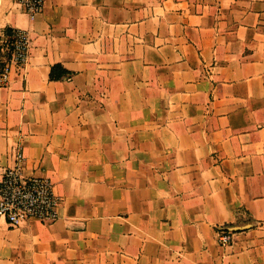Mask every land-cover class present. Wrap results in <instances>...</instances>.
Returning <instances> with one entry per match:
<instances>
[{"label":"crops","instance_id":"crops-1","mask_svg":"<svg viewBox=\"0 0 264 264\" xmlns=\"http://www.w3.org/2000/svg\"><path fill=\"white\" fill-rule=\"evenodd\" d=\"M28 59L0 85V174L60 197L0 217V264H264V0H14ZM69 72L51 79L53 64ZM233 230L217 242L220 225Z\"/></svg>","mask_w":264,"mask_h":264},{"label":"built area","instance_id":"built-area-1","mask_svg":"<svg viewBox=\"0 0 264 264\" xmlns=\"http://www.w3.org/2000/svg\"><path fill=\"white\" fill-rule=\"evenodd\" d=\"M29 17L40 13L45 0H14ZM4 50L9 53L0 71V85L5 84L13 65L23 66L28 59V31L15 28L10 36L1 35ZM12 163L0 174V217L9 226H18L27 219L52 222L58 217L60 197L55 193L51 179L46 175L24 173L25 155L21 144L14 146ZM217 242L228 245L232 241L231 226L220 225Z\"/></svg>","mask_w":264,"mask_h":264},{"label":"trees","instance_id":"trees-1","mask_svg":"<svg viewBox=\"0 0 264 264\" xmlns=\"http://www.w3.org/2000/svg\"><path fill=\"white\" fill-rule=\"evenodd\" d=\"M15 27L12 26H4L2 28V33L5 36H10V34L14 31ZM1 38V37H0ZM9 56V53L4 50V42L0 40V71L4 64L5 59ZM69 71L64 68L61 64L56 63L51 66L49 77L51 79H59L64 75L65 73H68Z\"/></svg>","mask_w":264,"mask_h":264},{"label":"water","instance_id":"water-1","mask_svg":"<svg viewBox=\"0 0 264 264\" xmlns=\"http://www.w3.org/2000/svg\"><path fill=\"white\" fill-rule=\"evenodd\" d=\"M246 225H233L231 226V229L232 230H238V229H241V228H244Z\"/></svg>","mask_w":264,"mask_h":264},{"label":"rangeland","instance_id":"rangeland-1","mask_svg":"<svg viewBox=\"0 0 264 264\" xmlns=\"http://www.w3.org/2000/svg\"><path fill=\"white\" fill-rule=\"evenodd\" d=\"M7 0H0V9H1V6H3V4H6Z\"/></svg>","mask_w":264,"mask_h":264}]
</instances>
